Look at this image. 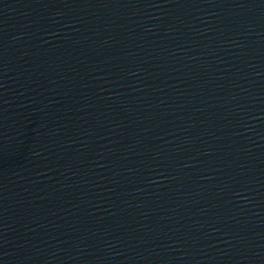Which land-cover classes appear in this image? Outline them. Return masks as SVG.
I'll list each match as a JSON object with an SVG mask.
<instances>
[{"label": "water", "instance_id": "water-1", "mask_svg": "<svg viewBox=\"0 0 264 264\" xmlns=\"http://www.w3.org/2000/svg\"><path fill=\"white\" fill-rule=\"evenodd\" d=\"M0 264H264V0H0Z\"/></svg>", "mask_w": 264, "mask_h": 264}]
</instances>
